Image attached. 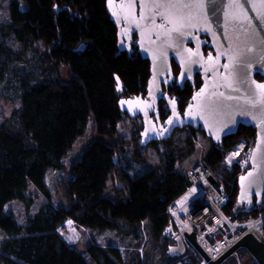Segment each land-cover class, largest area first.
<instances>
[{
	"label": "trees",
	"instance_id": "1",
	"mask_svg": "<svg viewBox=\"0 0 264 264\" xmlns=\"http://www.w3.org/2000/svg\"><path fill=\"white\" fill-rule=\"evenodd\" d=\"M10 10V22L4 25L0 21V85L10 74L16 76L21 105L10 119L0 121V231L6 235L0 262L126 264L117 246L93 242L80 251L69 244L59 227L70 219L98 231L118 228L119 222L130 224L139 235L142 250L150 239L167 235L168 243L174 244L173 233L167 231V208L189 185L187 172L177 163L193 150V142L187 140L186 149L170 138L161 140L167 146L165 158L149 166L144 158L148 145H141L139 134L143 126L131 137L120 133L118 126L127 117L137 121L121 110L119 99L147 93L150 61L118 49L117 27L106 0H12ZM8 34L21 44L22 52L5 42L2 36ZM40 45L46 49L41 51ZM23 50L35 54L30 58L40 68V75L18 70L16 63L27 59ZM63 65L71 73L67 82L58 73ZM116 74L124 82L122 93L117 91ZM168 91L177 95L181 112L194 92L188 84L169 86ZM167 106L165 101L159 106L162 121L170 114ZM90 119L100 137L90 141L72 164V176L64 187L66 203L55 204L46 182L47 171L63 168L62 159ZM256 134L254 127L241 124L236 134L224 137L223 144L212 143L203 157L204 165L223 176L230 198L226 211L241 219L256 217L262 208L258 203L251 208L239 203V177L237 170H227L225 153L242 139L254 143ZM134 140L136 144L131 146ZM126 153L146 165L145 170L132 173L122 167L119 156ZM32 186L49 201L23 225L5 205L14 198L29 201ZM168 250V264L185 259L184 255L170 256ZM137 257L133 264H151L148 255L138 253ZM239 263L260 264L247 250H240L237 260H231V264Z\"/></svg>",
	"mask_w": 264,
	"mask_h": 264
},
{
	"label": "water",
	"instance_id": "2",
	"mask_svg": "<svg viewBox=\"0 0 264 264\" xmlns=\"http://www.w3.org/2000/svg\"><path fill=\"white\" fill-rule=\"evenodd\" d=\"M106 6L119 27L120 51L132 49L125 46L124 37L137 32L138 51L150 61L147 93L119 99L123 112L142 118L141 145L169 139L176 129L187 126L201 128L214 144L220 145L224 137L236 134L241 124L252 126L257 132L250 160L252 167L240 175L237 197L247 208L262 202L264 90L257 85L264 84V0H107ZM201 35L210 38L213 52L208 55H204L206 38L202 39ZM188 42H193L195 47ZM229 57H235L236 62ZM172 58L180 68L177 85L183 87L187 80L193 82L196 72L203 78L200 90L191 96L183 112L177 97L164 91V86L175 78ZM257 74L263 78L258 79ZM115 78L117 91L122 93L124 82L117 74ZM162 101L167 102L170 113L164 121L159 113ZM169 120L173 122L170 124ZM169 230L175 243L170 245L168 253L182 257L185 244L172 223ZM184 233L210 264H221L239 248H245L257 263L264 264V242L251 232L215 261L197 243L194 231Z\"/></svg>",
	"mask_w": 264,
	"mask_h": 264
},
{
	"label": "rangeland",
	"instance_id": "3",
	"mask_svg": "<svg viewBox=\"0 0 264 264\" xmlns=\"http://www.w3.org/2000/svg\"><path fill=\"white\" fill-rule=\"evenodd\" d=\"M11 2L12 0H0V21H2V24L4 25L10 22ZM2 37L5 38V42L8 43L14 50H19L22 52L21 44L16 42L13 35L8 34L7 36L4 35ZM40 48L41 51L46 49L44 45H40ZM23 53H25L27 59H21L16 63V65H18V70L22 74L26 73L27 71H31L37 75H40V68L34 66L35 63L32 62L34 60L30 58L35 54L27 50H23ZM58 73L60 74L61 80L63 82H67L71 79V73L69 72V68L67 66H61ZM8 81L3 82L0 85V91L2 93V95H0V121L10 119L13 111L21 105V99L17 97V86L19 84L17 77L13 74H10ZM170 94L172 95L173 92H170ZM136 120L137 121L133 122V120L129 117L121 120L118 125L120 133H122L124 136L131 137L135 131L143 126L141 117H137ZM172 135L173 136L170 138V140L174 145H177L180 148L187 146V140H191L193 142V150L183 161L177 163V167L181 168L184 172H187L190 168H192L193 165L199 162H203L204 154L209 150L210 146L213 143L211 137H208L203 130L198 129L196 132H193L191 130V127L189 126L176 129V131ZM99 137L100 136L98 135L96 128L92 123V119H90L85 132L77 137V140L73 143L67 155L62 159L63 168L57 170L51 168L47 171L46 182L48 184L51 200L53 201V203H66L64 187L72 176L71 166L78 160L80 154L88 145V143ZM254 143H249L245 139L239 141V144H244L246 145V147L254 145ZM135 144L136 141L134 140V144H131V146ZM166 147V143L161 141H154L148 144L146 154L144 156L147 165L155 166L156 164L164 160L165 157H163V153ZM119 159L122 167H126L132 173L142 172L145 170L144 168L146 165L142 166L139 160L137 161L136 159L131 158V155L128 153L119 156ZM27 194L30 199L29 201L23 202L17 198H14V200L9 201L5 205L6 211L13 214V216L18 219L19 223L23 225H26L30 217L35 215L37 211L44 207V205L49 201L48 196L42 194L37 188L33 186L30 188V191ZM70 224V229H66L65 225ZM119 225L120 226H118V228L98 231L90 230L82 225L79 226L77 223L70 219L59 227V232L69 244H72L80 251H85L87 249L86 247L89 244L96 242L103 247L107 245L119 247L126 264H133L134 260L137 263L138 253L140 257H145L148 255L151 264H168L169 261L167 259V254L165 255V251L168 250V246L171 243V241L169 243L167 241L168 235L166 237H160L159 240L150 239L148 244L146 245L147 247L142 250L141 245H138L139 235L135 234L136 230L134 231V228L127 223L119 222ZM168 234H171V232L169 231ZM5 238L6 235H4L0 231V253L1 246L5 242ZM237 250L232 255L228 256L226 260H224L221 264H231V260H237L238 256L240 255V250L243 251L246 249L239 248V250ZM0 264L3 263L0 262ZM172 264L191 263L186 258L182 260H176Z\"/></svg>",
	"mask_w": 264,
	"mask_h": 264
},
{
	"label": "built area",
	"instance_id": "4",
	"mask_svg": "<svg viewBox=\"0 0 264 264\" xmlns=\"http://www.w3.org/2000/svg\"><path fill=\"white\" fill-rule=\"evenodd\" d=\"M252 150L253 145L246 147L239 143L227 150L224 159L227 170L232 173L237 170L235 174L240 178L252 167ZM187 176L190 182L186 190L167 208L170 222L185 244V259L191 264H210L190 243L184 231L196 233L197 243L213 261L247 233L251 232L257 240L264 242V193L262 202L258 203L262 208L259 214L241 219L225 209L230 198L222 174L199 162L187 171Z\"/></svg>",
	"mask_w": 264,
	"mask_h": 264
},
{
	"label": "flooded vegetation",
	"instance_id": "5",
	"mask_svg": "<svg viewBox=\"0 0 264 264\" xmlns=\"http://www.w3.org/2000/svg\"><path fill=\"white\" fill-rule=\"evenodd\" d=\"M106 2H107V0H106ZM115 26L117 27V38H118V28L119 27L117 25H115ZM201 38L202 39H205L206 38V41L203 44L204 45L203 46L204 55H208V53L213 52L212 46L209 45L210 38L207 37L206 35H201ZM138 39H139V37H138L137 32H134L132 35L128 34L127 37H124V43H125V46H128L129 45L132 49L131 50H129V49L128 50H121V51H127L129 54H136V53H138V54L141 55V53L138 51V48H137ZM128 40H129V42H128ZM187 44L189 46H191L192 48L195 47L193 42H188ZM118 49H119V38H118ZM171 66H172V69L174 71L175 78L173 79V81L171 83H169L168 85H165L164 86V91H168L167 89L169 88V86L177 85V76H178V74L180 72V68H179V65L177 64L175 58H172ZM193 79H194L193 82L190 81V80H187L185 82V84H184L183 87H185L186 84H188L189 86H192L193 87V90H194V92H193V94H194L196 91L200 90L199 88L203 84L202 74L200 72H196ZM177 86L180 87V88H183L182 86H179V85H177ZM174 95L177 97L176 94H172L173 97H174ZM188 101H189V103L191 102L190 101V98H189ZM198 129H201V128H198Z\"/></svg>",
	"mask_w": 264,
	"mask_h": 264
},
{
	"label": "snow or ice",
	"instance_id": "6",
	"mask_svg": "<svg viewBox=\"0 0 264 264\" xmlns=\"http://www.w3.org/2000/svg\"><path fill=\"white\" fill-rule=\"evenodd\" d=\"M110 2H111V0H110ZM201 6H202V5H201ZM225 55H227V53H225ZM210 58H211V57H210ZM229 59H230L233 63L236 62L235 57H229ZM223 67L228 68V67H230V65H224ZM228 86L231 87V84H229ZM257 87H258L259 89L264 90V84L257 85ZM221 95H223V94L221 93ZM194 99H195V97H194ZM173 103H174V101H173ZM172 122H173L172 120H169V121H168V123H170V124H171ZM217 139H219L218 136H217ZM250 175H251V174H250Z\"/></svg>",
	"mask_w": 264,
	"mask_h": 264
},
{
	"label": "bare ground",
	"instance_id": "7",
	"mask_svg": "<svg viewBox=\"0 0 264 264\" xmlns=\"http://www.w3.org/2000/svg\"><path fill=\"white\" fill-rule=\"evenodd\" d=\"M70 226H71V224L70 225H65V228L66 229H70Z\"/></svg>",
	"mask_w": 264,
	"mask_h": 264
}]
</instances>
